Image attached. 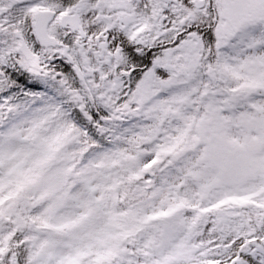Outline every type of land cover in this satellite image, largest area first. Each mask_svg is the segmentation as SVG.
Listing matches in <instances>:
<instances>
[{"label":"snow or ice","instance_id":"1","mask_svg":"<svg viewBox=\"0 0 264 264\" xmlns=\"http://www.w3.org/2000/svg\"><path fill=\"white\" fill-rule=\"evenodd\" d=\"M0 264H264V0H0Z\"/></svg>","mask_w":264,"mask_h":264}]
</instances>
